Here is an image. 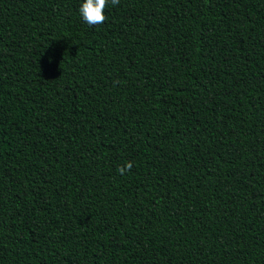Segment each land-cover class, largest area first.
<instances>
[{
  "label": "trees",
  "instance_id": "trees-1",
  "mask_svg": "<svg viewBox=\"0 0 264 264\" xmlns=\"http://www.w3.org/2000/svg\"><path fill=\"white\" fill-rule=\"evenodd\" d=\"M81 2L0 0V264H264V0Z\"/></svg>",
  "mask_w": 264,
  "mask_h": 264
},
{
  "label": "clouds",
  "instance_id": "clouds-1",
  "mask_svg": "<svg viewBox=\"0 0 264 264\" xmlns=\"http://www.w3.org/2000/svg\"><path fill=\"white\" fill-rule=\"evenodd\" d=\"M113 5L119 3V0H111ZM108 0H82L79 12L82 19L89 25L101 24L105 21L104 9L107 7ZM131 168L129 162L125 167H121L118 171L123 175L126 169Z\"/></svg>",
  "mask_w": 264,
  "mask_h": 264
}]
</instances>
